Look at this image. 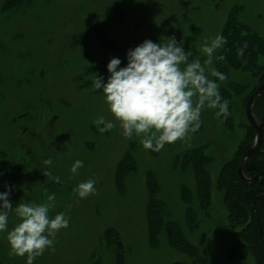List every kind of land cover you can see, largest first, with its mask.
I'll list each match as a JSON object with an SVG mask.
<instances>
[{
  "label": "rangeland",
  "instance_id": "rangeland-1",
  "mask_svg": "<svg viewBox=\"0 0 264 264\" xmlns=\"http://www.w3.org/2000/svg\"><path fill=\"white\" fill-rule=\"evenodd\" d=\"M7 2L0 0V193L11 189L13 207L24 201L53 203L49 217L63 212L69 220L55 237V250H45L34 264H191L167 245L163 233L158 244H150L148 172L156 176L154 197L165 204L166 218L177 222L210 264H252L250 258L227 261V212L220 193L206 212L197 210V222L187 228L180 193L194 181L180 160L203 145L213 159L211 169L234 156L244 136L242 100L256 81L231 71L222 82L247 86L243 96L229 101L231 129L216 118V109L205 107L195 133L159 152L145 150L143 137L122 135L102 89L94 90L92 81L97 76L106 83L111 59L126 67L129 50L146 40L166 43L174 37L192 59L203 62L205 40L223 36L233 12L264 38V0H24L9 11ZM221 49L212 60L216 70ZM208 77L217 81L210 72ZM99 117L116 126L101 133L103 125L95 123ZM126 153L133 170L118 180L116 167ZM49 158L52 165L46 167L43 161ZM77 160L83 167L73 174ZM45 170L61 182L45 177ZM88 179L95 180V193L74 196L73 189ZM52 194L55 201L49 202ZM16 223L9 213L8 228L0 232V264H26V257L9 256L7 232ZM108 229L117 236L106 240Z\"/></svg>",
  "mask_w": 264,
  "mask_h": 264
},
{
  "label": "clouds",
  "instance_id": "clouds-1",
  "mask_svg": "<svg viewBox=\"0 0 264 264\" xmlns=\"http://www.w3.org/2000/svg\"><path fill=\"white\" fill-rule=\"evenodd\" d=\"M166 43L144 41L127 53V66L120 68L121 61L113 58L107 65L110 74L107 82L103 77L92 81L94 90L102 89L103 103L109 114L122 129V135L131 139L133 134L141 139L145 150L159 152L166 144L185 140L189 133H195L201 127V112L218 109L216 118L229 115V102L219 94V85L209 79L212 77L223 82L227 77L211 68L214 54L226 43L225 38L217 35L205 40L201 52L207 58L201 61L192 59V52L185 51L174 37L165 38ZM247 43L237 48L238 57H242ZM223 61V55L216 57ZM184 65V67H181ZM101 133L112 130L116 123L99 117L95 121ZM52 165L49 158L43 161ZM83 167L77 160L71 172L76 174ZM48 179L60 183L59 177H53L50 171L42 173ZM95 180L88 179L73 189V195L86 199L95 193ZM9 191L0 193V232L8 228L9 213L14 212L18 223L7 232L9 256L26 257V264H34L47 249L55 250V237L61 229L69 226L66 214L61 212L54 218L49 217L53 203L35 204L20 202L16 207L10 200ZM49 202L55 201V194L48 196Z\"/></svg>",
  "mask_w": 264,
  "mask_h": 264
},
{
  "label": "trees",
  "instance_id": "trees-1",
  "mask_svg": "<svg viewBox=\"0 0 264 264\" xmlns=\"http://www.w3.org/2000/svg\"><path fill=\"white\" fill-rule=\"evenodd\" d=\"M24 0H8L5 10H13L22 5ZM25 4V2H24ZM223 37L226 43L223 45L218 56L223 55V61L218 59L217 71L223 73L228 79L231 71H238L249 75L252 80L259 85L264 79V38L252 32L248 27L239 23L234 12L230 14L223 30ZM247 43V48L242 57H238L237 48ZM225 79V80H226ZM219 85V94L223 100L228 102L233 98L238 99L247 91V86L240 83H225L217 79ZM254 86L242 100V105L246 98L255 89ZM229 108V106H228ZM218 111V109H216ZM254 116L264 124V102L257 99L253 107ZM222 122L231 129V119L228 116ZM244 137L236 154L228 161L221 163L219 168H213V159L206 155L207 146L203 145L192 149L186 153L180 162L185 165L187 170H191L193 176V188L183 187L180 193V199L185 206V221L187 228L192 227L197 222V210L206 212L212 204V197L217 193L221 194L222 203L227 212V239L229 241V250L227 261L232 262L237 259L252 260V264H264V177L251 184L242 183L236 174L237 164L240 158L241 148L252 142L254 131L246 124H243ZM261 152L258 155L251 156L243 166V174L250 179L264 169V129L262 130ZM131 156L126 153L116 167L118 180L126 172H129L133 166ZM147 181V203H146V224L149 233L151 245L158 244V237L163 233L167 245L177 252L186 256L191 264H210L208 257H205L200 251L199 246L191 242L185 232L180 228L177 222L166 218L162 201L154 197L159 191V185L156 176L148 172ZM117 236L114 229H108L104 232L106 240ZM118 257H120L118 255ZM173 264H183L176 262Z\"/></svg>",
  "mask_w": 264,
  "mask_h": 264
},
{
  "label": "water",
  "instance_id": "water-1",
  "mask_svg": "<svg viewBox=\"0 0 264 264\" xmlns=\"http://www.w3.org/2000/svg\"><path fill=\"white\" fill-rule=\"evenodd\" d=\"M261 97L264 100V81L261 85L249 96L245 104V117L248 121V124L255 130V139L253 143L246 145L241 153L239 162L237 164L236 173L239 180L244 184H250L255 181H260L264 177V169L254 177L248 179L243 174V165L247 159L251 156L257 155L260 152L261 144V124L253 117L252 107L255 100Z\"/></svg>",
  "mask_w": 264,
  "mask_h": 264
},
{
  "label": "flooded vegetation",
  "instance_id": "flooded-vegetation-1",
  "mask_svg": "<svg viewBox=\"0 0 264 264\" xmlns=\"http://www.w3.org/2000/svg\"><path fill=\"white\" fill-rule=\"evenodd\" d=\"M263 81H264V79H263ZM263 81H261V83L263 82ZM261 83L259 84V85H254V86H256L255 87V89L250 93V95L261 85ZM253 86V87H254ZM252 87V88H253ZM251 88V89H252ZM251 89H249V90H251ZM250 95H248V97L246 98V100H245V103L243 104L244 106H243V116H244V118H245V122H246V124L254 131V138H253V140H252V142H250V143H253L254 142V139H255V130L248 124V121H247V119H246V117H245V112H244V110H245V104H246V102H247V99L249 98V96ZM257 99H262L261 97H258ZM256 99V100H257ZM256 100H255V102H256ZM263 100V99H262ZM255 102H254V104H255ZM263 102H264V100H263ZM253 107H254V105H253ZM253 107H252V114H253ZM253 117L261 124V127H260V129H261V135L263 136V134H262V130L264 129V124H263V122L262 121H260V120H258L255 116H254V114H253ZM243 124H245V123H243ZM262 136H261V144H260V152H261V145H262ZM244 137V136H243ZM250 143H247V144H245L242 148H241V150H240V156H241V153H242V150H243V148L246 146V145H248V144H250ZM240 146V145H239ZM239 146H238V148H237V150L235 151V153H234V155L236 154V152L238 151V149H239ZM259 152V153H260ZM258 153V154H259ZM257 154V155H258ZM255 156V155H254ZM233 158V157H232ZM250 158V157H249ZM240 159V158H239ZM223 160V159H222ZM228 161V160H227ZM222 162H224V161H222ZM245 164V163H244ZM244 166V165H243ZM237 174V173H236ZM259 174V173H258ZM238 177V176H237ZM239 179V178H238ZM255 182H257V181H255ZM254 183V182H253ZM251 184V183H250ZM232 233H233V227H231V235H230V237H229V239L227 240V242H229L230 240H231V238H232Z\"/></svg>",
  "mask_w": 264,
  "mask_h": 264
}]
</instances>
